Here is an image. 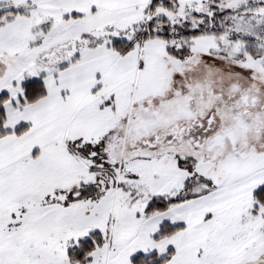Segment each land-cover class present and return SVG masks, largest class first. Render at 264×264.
Instances as JSON below:
<instances>
[{
	"label": "snow or ice",
	"instance_id": "6c2138e0",
	"mask_svg": "<svg viewBox=\"0 0 264 264\" xmlns=\"http://www.w3.org/2000/svg\"><path fill=\"white\" fill-rule=\"evenodd\" d=\"M0 264H264V0H0Z\"/></svg>",
	"mask_w": 264,
	"mask_h": 264
}]
</instances>
